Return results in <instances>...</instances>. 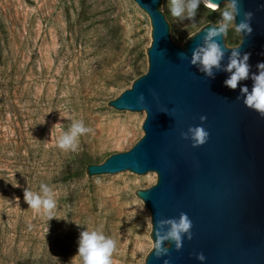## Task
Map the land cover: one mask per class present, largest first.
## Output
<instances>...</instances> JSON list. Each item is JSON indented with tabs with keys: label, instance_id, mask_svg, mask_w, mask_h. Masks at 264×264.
<instances>
[{
	"label": "rangeland",
	"instance_id": "obj_1",
	"mask_svg": "<svg viewBox=\"0 0 264 264\" xmlns=\"http://www.w3.org/2000/svg\"><path fill=\"white\" fill-rule=\"evenodd\" d=\"M222 7L202 4L181 21L167 0L162 14L183 47ZM152 35L133 0H0V264H71L84 228L116 240L113 264H146L155 242L139 194L158 175H90L88 167L144 136L146 116L110 103L147 73ZM224 39L235 48L242 36L230 28ZM73 118L93 132L64 152L56 139ZM40 183L56 193L52 220L24 200Z\"/></svg>",
	"mask_w": 264,
	"mask_h": 264
},
{
	"label": "water",
	"instance_id": "obj_2",
	"mask_svg": "<svg viewBox=\"0 0 264 264\" xmlns=\"http://www.w3.org/2000/svg\"><path fill=\"white\" fill-rule=\"evenodd\" d=\"M133 1L152 22L149 69L110 105L129 116H146L144 136L131 150L89 166L88 173L158 175L157 184L139 194L151 212L154 242L161 219L186 213L192 221L191 241L185 237L180 251L173 244L169 256L159 260L153 250L146 264H201L199 253L205 264H264V118L244 105L239 91L244 85L251 90V78L231 90L224 84L230 74L223 70L240 47L249 54L250 76L258 74L257 65L264 63V0H240L237 23L252 12L253 31L235 48L219 41L225 56L214 79L190 64L212 25L181 47L162 14L167 0ZM201 116L207 117L203 123ZM197 126L209 139L194 148L181 133Z\"/></svg>",
	"mask_w": 264,
	"mask_h": 264
},
{
	"label": "clouds",
	"instance_id": "obj_3",
	"mask_svg": "<svg viewBox=\"0 0 264 264\" xmlns=\"http://www.w3.org/2000/svg\"><path fill=\"white\" fill-rule=\"evenodd\" d=\"M168 4L171 15L183 21L194 20L202 4L208 6L217 3H214L213 0H168ZM240 16V0H224L218 22L207 28L203 36V45L193 50L190 64L197 66L205 76L214 79V69H221L225 49L219 41L227 36L230 28L234 29L237 35L243 37L251 35L253 13L244 12L242 19L237 23ZM239 48L232 50L228 64L223 69L230 74L224 84L229 89L236 90L242 81L251 78L253 82L251 90L244 85L240 86L239 91L243 97L244 105L264 118V63L257 65L258 74L254 73L250 76L249 54H242ZM143 102L144 96L141 94L138 97V103L142 104ZM206 119V116L200 117L202 123ZM92 132L93 129L86 126L82 119L73 118L69 127L58 135L57 146L64 152H77L80 138ZM181 135L184 140H191L194 148L205 145L209 139V133L199 126L190 127L187 132L181 133ZM55 195L52 187L46 183H40L39 191H33L29 187L25 189L24 200L29 208L52 220L56 208ZM192 227V221L186 213H181L178 219L170 218L158 221L154 233L156 259L169 256L173 244L176 250L180 251L185 237L189 241L193 239ZM116 246L117 242L111 236L105 235L100 230L84 228L79 234L77 255L73 257L71 264L73 261L75 264H113L112 257ZM196 258L201 264H205L206 257L203 253L197 254ZM164 264H169V260H164Z\"/></svg>",
	"mask_w": 264,
	"mask_h": 264
},
{
	"label": "bare ground",
	"instance_id": "obj_4",
	"mask_svg": "<svg viewBox=\"0 0 264 264\" xmlns=\"http://www.w3.org/2000/svg\"><path fill=\"white\" fill-rule=\"evenodd\" d=\"M211 6H213V7H216L217 5L216 4H210Z\"/></svg>",
	"mask_w": 264,
	"mask_h": 264
}]
</instances>
